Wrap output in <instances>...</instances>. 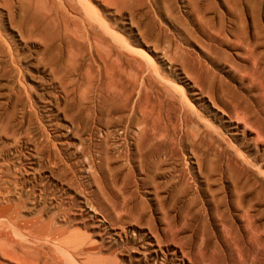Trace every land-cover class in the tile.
I'll list each match as a JSON object with an SVG mask.
<instances>
[{
  "label": "rangeland",
  "instance_id": "1",
  "mask_svg": "<svg viewBox=\"0 0 264 264\" xmlns=\"http://www.w3.org/2000/svg\"><path fill=\"white\" fill-rule=\"evenodd\" d=\"M0 264H264V0H0Z\"/></svg>",
  "mask_w": 264,
  "mask_h": 264
},
{
  "label": "bare ground",
  "instance_id": "2",
  "mask_svg": "<svg viewBox=\"0 0 264 264\" xmlns=\"http://www.w3.org/2000/svg\"><path fill=\"white\" fill-rule=\"evenodd\" d=\"M159 73V72H158ZM178 91V90H177ZM164 92V91H163ZM165 113V112H164ZM197 127V126H196ZM205 127H207V126H205ZM208 128V127H207ZM205 134V133H204ZM148 135V134H147ZM234 151V150H233ZM24 245V244H23ZM38 247V246H37ZM36 252V251H35Z\"/></svg>",
  "mask_w": 264,
  "mask_h": 264
}]
</instances>
